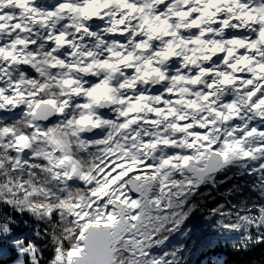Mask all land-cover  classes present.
Returning a JSON list of instances; mask_svg holds the SVG:
<instances>
[{
	"label": "clouds",
	"instance_id": "obj_1",
	"mask_svg": "<svg viewBox=\"0 0 264 264\" xmlns=\"http://www.w3.org/2000/svg\"><path fill=\"white\" fill-rule=\"evenodd\" d=\"M262 101L264 0H0V264L109 215L102 264H187L185 211L260 244Z\"/></svg>",
	"mask_w": 264,
	"mask_h": 264
},
{
	"label": "trees",
	"instance_id": "obj_2",
	"mask_svg": "<svg viewBox=\"0 0 264 264\" xmlns=\"http://www.w3.org/2000/svg\"><path fill=\"white\" fill-rule=\"evenodd\" d=\"M222 185L221 190L230 186ZM215 193H213L214 195ZM225 203L223 197L210 200L207 208H215L218 204ZM230 207V206H229ZM208 212L196 211L194 220L186 222L188 228H193L195 235L186 240V249H190L187 254V264H264V243L246 246L240 240L239 233H227L212 227L219 217H213L211 221L206 219ZM18 232L24 229H18ZM171 239L176 240L179 237ZM235 245V246H234Z\"/></svg>",
	"mask_w": 264,
	"mask_h": 264
},
{
	"label": "snow or ice",
	"instance_id": "obj_3",
	"mask_svg": "<svg viewBox=\"0 0 264 264\" xmlns=\"http://www.w3.org/2000/svg\"><path fill=\"white\" fill-rule=\"evenodd\" d=\"M262 103H264V101H262ZM249 134L251 135V133ZM205 139L207 138L205 137ZM205 151H207V148ZM189 159L190 158H185L184 163L187 164ZM165 163H167V161ZM194 213L195 212H181L174 221L185 233L187 239L195 235L194 229L188 228L186 224V222H192L190 218L194 220ZM114 222L115 217L109 215L106 218L98 217L95 221L85 224L80 235V241L83 246L73 249V251L69 253V256H80L83 253L81 264H102V257L106 252L109 242L108 229L113 226ZM89 229H91V231H89ZM11 239H13V237L4 236L0 238V252L15 254V249L8 243ZM261 243H264V241H261ZM218 264H220L219 261Z\"/></svg>",
	"mask_w": 264,
	"mask_h": 264
}]
</instances>
